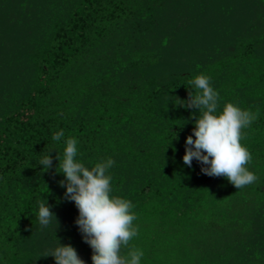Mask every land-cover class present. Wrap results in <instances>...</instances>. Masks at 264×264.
<instances>
[{"label": "trees", "instance_id": "obj_1", "mask_svg": "<svg viewBox=\"0 0 264 264\" xmlns=\"http://www.w3.org/2000/svg\"><path fill=\"white\" fill-rule=\"evenodd\" d=\"M200 74L219 111L231 102L259 113L242 130L258 177L243 188L183 162L199 110L169 99L187 100ZM70 137L85 166L115 161L112 195L131 201L138 226L122 255L264 264V0H0V264H55L43 256L56 236L92 264L55 171ZM43 198L56 232L54 220L39 224Z\"/></svg>", "mask_w": 264, "mask_h": 264}, {"label": "clouds", "instance_id": "obj_2", "mask_svg": "<svg viewBox=\"0 0 264 264\" xmlns=\"http://www.w3.org/2000/svg\"><path fill=\"white\" fill-rule=\"evenodd\" d=\"M210 80L211 77L207 75H197L189 81L195 93L189 91L187 100L178 96H170L169 99L174 106L199 110L198 117L195 112L190 113L191 117H195L194 127L185 140L183 162L191 168L195 160L202 165L201 172L205 175L224 177L236 189H240L258 179L247 168L253 158L241 140L245 138L242 130L250 127L258 119L259 113L242 110L231 102L219 111V93L211 86ZM63 136L61 129L52 139L60 141ZM175 139H179L177 134ZM77 144L75 137L66 140L63 158L58 154L55 157L59 161L55 171L64 176L58 182L65 189L64 199L74 202L78 210L75 223L84 242L92 249V264H141L142 250L132 248L127 255L121 254L122 248H126L138 236V226L133 223L137 216L132 212L134 205L131 201L112 195V176L108 172L115 161L108 158L89 168L76 159ZM53 149H49L38 161L42 173L53 167V157L50 155ZM57 168L60 170L57 171ZM52 207L43 198L39 203L38 221L41 228H46L54 220L56 232L60 221ZM56 239L58 246L43 257H53L55 264H86L71 244H61L57 236Z\"/></svg>", "mask_w": 264, "mask_h": 264}]
</instances>
